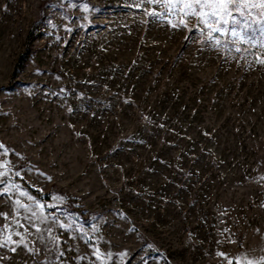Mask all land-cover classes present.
<instances>
[{
	"label": "rangeland",
	"instance_id": "obj_1",
	"mask_svg": "<svg viewBox=\"0 0 264 264\" xmlns=\"http://www.w3.org/2000/svg\"><path fill=\"white\" fill-rule=\"evenodd\" d=\"M229 9L0 0V264H264V8Z\"/></svg>",
	"mask_w": 264,
	"mask_h": 264
},
{
	"label": "snow or ice",
	"instance_id": "obj_2",
	"mask_svg": "<svg viewBox=\"0 0 264 264\" xmlns=\"http://www.w3.org/2000/svg\"><path fill=\"white\" fill-rule=\"evenodd\" d=\"M169 2H171V0H169ZM189 2L194 4H202L212 8L213 11L208 13V15H217L219 13L221 15V19H223L224 16L231 15L229 6L236 5L239 0H185V3ZM259 5L260 7L264 8V0H259ZM213 31H218V29L214 28ZM261 62L264 63V60Z\"/></svg>",
	"mask_w": 264,
	"mask_h": 264
},
{
	"label": "trees",
	"instance_id": "obj_3",
	"mask_svg": "<svg viewBox=\"0 0 264 264\" xmlns=\"http://www.w3.org/2000/svg\"><path fill=\"white\" fill-rule=\"evenodd\" d=\"M23 189H25L26 191H28L32 196H34L35 198H37L38 200H40L43 203H46L48 201H50L52 194H47V195H41L38 191L31 189L30 187H28L27 185H22ZM73 200L71 199H67L68 203H73Z\"/></svg>",
	"mask_w": 264,
	"mask_h": 264
}]
</instances>
